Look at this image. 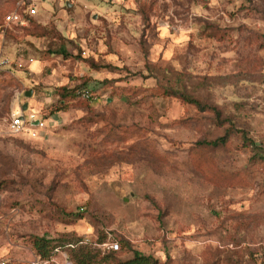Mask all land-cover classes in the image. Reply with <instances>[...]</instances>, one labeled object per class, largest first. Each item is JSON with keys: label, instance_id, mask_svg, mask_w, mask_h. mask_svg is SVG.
I'll use <instances>...</instances> for the list:
<instances>
[{"label": "rangeland", "instance_id": "1", "mask_svg": "<svg viewBox=\"0 0 264 264\" xmlns=\"http://www.w3.org/2000/svg\"><path fill=\"white\" fill-rule=\"evenodd\" d=\"M20 2L0 0V61H25L0 66V260L75 264L70 246L35 255L48 236L97 258L261 264L264 0H56L44 24ZM16 10L26 26L6 23ZM85 79L92 99L53 113ZM20 114L43 120L36 137L10 132Z\"/></svg>", "mask_w": 264, "mask_h": 264}, {"label": "trees", "instance_id": "2", "mask_svg": "<svg viewBox=\"0 0 264 264\" xmlns=\"http://www.w3.org/2000/svg\"><path fill=\"white\" fill-rule=\"evenodd\" d=\"M88 64L89 68L94 72H100L104 67H101L97 64H95L93 61H87L85 62ZM108 80H105L101 83V85H107ZM89 82L88 79H85L83 88L79 86L74 87H68V86H61L57 87L55 90L57 92V95L59 97L58 100V107L56 109L52 110V112H60L65 110L67 103L74 101L76 98H82L83 100L90 101L92 99V93L90 91H87V86ZM167 95H172L174 97L180 98L184 103L191 104L198 108L201 112H211L216 115V117H219L220 114L216 111V108L214 107H208L202 105L198 100L192 99L187 97L185 94L176 92V91H165ZM235 128L231 126L224 136L217 138L213 141H203L199 142L198 144L205 147H211V148H218L222 146H226L231 138V133L233 132ZM243 134V142L246 147H252L255 146V143L249 139L244 132ZM257 158L264 160V152L259 151L256 155ZM74 220H81L82 215L79 214H72ZM81 241H78L79 243ZM77 243L73 240H65V241H59L58 239L50 238L48 236L43 237H33L32 238V250L34 251L35 255L39 257L40 260L48 261L51 259V257L54 255V252L58 248H64L65 246L69 247V254L74 260L75 264H158V261L155 260L151 256H146L138 251H133V256L131 259L126 261H121L116 257V252L119 250V246L117 250L111 249V252L107 255H103L102 257H96L93 255L92 251L84 248H77ZM88 251H85V250ZM257 261L261 264L264 261V256L260 255L257 257Z\"/></svg>", "mask_w": 264, "mask_h": 264}, {"label": "built area", "instance_id": "3", "mask_svg": "<svg viewBox=\"0 0 264 264\" xmlns=\"http://www.w3.org/2000/svg\"><path fill=\"white\" fill-rule=\"evenodd\" d=\"M20 3L25 4L23 1ZM18 4L17 6H19ZM21 6H19L18 9H20ZM27 8V14L28 16L34 17L37 15V9L35 6L31 4H26ZM6 23L8 24H15L24 26L26 22L24 21V18L22 14L19 11H14L11 14L6 16ZM31 63H33V60H30ZM12 64H16L15 62H10L7 59H3L0 61L1 67H10ZM35 123H38L37 126H35ZM44 127L43 120H40L35 115L31 114L27 118L24 116V114L16 115L11 119V123L9 125L10 132L14 135H20V134H29L32 137H36L38 134L39 129ZM111 249L117 250L118 245H112ZM264 256V246L261 250V254ZM0 264H7L5 260H0Z\"/></svg>", "mask_w": 264, "mask_h": 264}, {"label": "crops", "instance_id": "4", "mask_svg": "<svg viewBox=\"0 0 264 264\" xmlns=\"http://www.w3.org/2000/svg\"><path fill=\"white\" fill-rule=\"evenodd\" d=\"M18 1H23L25 4H31V5H33V6H35L36 7V9H37V16H36V19L38 20V22L39 23H41L42 22V24H44L43 23V21L42 20H44L45 18H46V15H48L49 13H51L50 11L52 10V9H50L52 6V4H53V2L55 1V3H56V0H18ZM45 6L48 10H43L42 8H40V6ZM51 6V7H50ZM45 11V12H44ZM41 12H44L43 13V16L41 17L40 16V13ZM27 25V23L24 25V26H26ZM32 60V59H31ZM14 62V61H13ZM25 61L24 60H22V58L20 57V58H17L16 59V61H15V63H16V65L18 66H21L23 63H24ZM27 63V67H29L30 66V68L32 69V71L33 72H36V70L39 68V67H32L35 63H37V62H35L34 63V61H33V63H31L30 62V60L29 61H27L26 62Z\"/></svg>", "mask_w": 264, "mask_h": 264}, {"label": "water", "instance_id": "5", "mask_svg": "<svg viewBox=\"0 0 264 264\" xmlns=\"http://www.w3.org/2000/svg\"><path fill=\"white\" fill-rule=\"evenodd\" d=\"M26 97H31V92L27 93ZM26 109H27V106L24 107V110H26ZM37 125H38V123H35V126H37Z\"/></svg>", "mask_w": 264, "mask_h": 264}]
</instances>
